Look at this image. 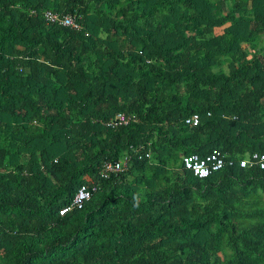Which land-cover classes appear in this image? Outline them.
<instances>
[{
  "label": "trees",
  "instance_id": "1",
  "mask_svg": "<svg viewBox=\"0 0 264 264\" xmlns=\"http://www.w3.org/2000/svg\"><path fill=\"white\" fill-rule=\"evenodd\" d=\"M214 149L264 153V0H0V264H264V169Z\"/></svg>",
  "mask_w": 264,
  "mask_h": 264
},
{
  "label": "built area",
  "instance_id": "2",
  "mask_svg": "<svg viewBox=\"0 0 264 264\" xmlns=\"http://www.w3.org/2000/svg\"><path fill=\"white\" fill-rule=\"evenodd\" d=\"M46 21L48 24H58L65 27H70L72 29H79V23L75 20L74 17L65 15L59 16L56 12L51 10H46L44 12ZM210 113L208 112V115ZM133 119L132 117L125 116L122 113L116 115V123L124 124L129 120ZM200 121V116L197 113L190 115L185 119L187 124L196 125ZM146 156L148 154L146 153ZM127 157H124L119 161H107L104 162L100 175L101 177H107L110 173H117L122 170L127 164ZM182 163L185 169L191 171L194 175L204 178L214 172L221 170L227 166H234L238 163L240 167L247 166H258L260 169H264V153L252 152L247 157H242L239 160L227 159L220 151L217 149L212 150L206 155H200L198 153H188L185 154L182 158ZM95 190V187L89 189L87 185L82 184L76 193L74 194L72 201L59 209V213L63 214L64 212L71 210L73 208H81L85 201L90 198L92 191Z\"/></svg>",
  "mask_w": 264,
  "mask_h": 264
},
{
  "label": "clouds",
  "instance_id": "3",
  "mask_svg": "<svg viewBox=\"0 0 264 264\" xmlns=\"http://www.w3.org/2000/svg\"><path fill=\"white\" fill-rule=\"evenodd\" d=\"M130 117H132L133 119L135 118L134 116H130ZM131 120H132V119H131ZM255 152H257V151H255ZM259 153H260V152H259ZM124 157H127L128 161H129L130 157L127 156V155H126V156H123L121 159H118L117 161L122 160ZM241 158H242V157H241ZM239 159H240V158H239ZM239 159H237V160H239ZM128 161H127V164H128ZM127 164H126V166H127ZM237 164H238V163H237ZM237 164H236V165H237ZM126 166H125L124 168H126ZM234 166H235V165H234ZM227 167H228V166H227ZM239 167H240V166H239ZM124 168H123V169H124ZM222 169H223V168H222Z\"/></svg>",
  "mask_w": 264,
  "mask_h": 264
}]
</instances>
